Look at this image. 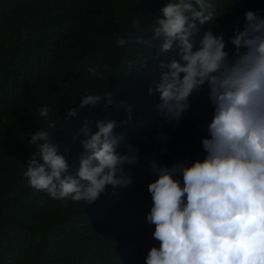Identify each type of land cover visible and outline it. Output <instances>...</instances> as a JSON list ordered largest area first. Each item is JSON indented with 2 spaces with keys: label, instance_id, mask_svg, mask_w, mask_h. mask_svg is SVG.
<instances>
[{
  "label": "trees",
  "instance_id": "trees-1",
  "mask_svg": "<svg viewBox=\"0 0 264 264\" xmlns=\"http://www.w3.org/2000/svg\"><path fill=\"white\" fill-rule=\"evenodd\" d=\"M209 2L221 13L218 23L212 22L214 34L223 32L226 40L237 23L243 24L246 11L264 14V0ZM165 3L0 0V264H145L150 248L159 247L152 237L154 225L146 221L152 206L148 185L156 179L151 163L171 166L178 160L203 159L201 141L213 116L204 91L190 98V109L178 123L164 122L156 109L159 94L148 93L159 79V62L150 58L138 68L144 57L156 55V47L134 40L124 47L115 43L129 33L150 39L151 23ZM198 27L202 35L209 25ZM176 52L174 46L161 59H178ZM89 68L97 71L90 73ZM107 91L112 106L102 101L64 120L80 98ZM120 101L132 106L131 120ZM41 106H48L50 118L61 122L49 131L62 151L66 146L71 150L66 158L72 169L78 167L82 147L68 133L77 131L85 118L118 121L115 131L139 148L138 162L125 167L132 183L108 186L89 205L81 201L65 206L31 188L23 172L34 146L21 135L46 126L36 111Z\"/></svg>",
  "mask_w": 264,
  "mask_h": 264
},
{
  "label": "clouds",
  "instance_id": "clouds-1",
  "mask_svg": "<svg viewBox=\"0 0 264 264\" xmlns=\"http://www.w3.org/2000/svg\"><path fill=\"white\" fill-rule=\"evenodd\" d=\"M159 12L150 39L129 33L117 37L116 45L134 40L156 47V55L144 57L138 68L150 58L159 62V79L148 93L159 94L156 109L164 122L178 123L190 109V98L204 91L213 116L201 141L203 159L151 163L156 179L148 185L152 206L146 221L154 225L152 237L159 247L150 248L145 264H264V14L246 11L243 24L237 23L226 40L223 32L214 34L212 22L217 24L221 13L209 0H166ZM197 22L209 25L202 35ZM174 46L178 59L162 60ZM102 101L112 106V93L85 95L64 120ZM118 106H126L131 120L132 106L125 101ZM36 111L46 126L21 135L34 146L23 172L31 188L65 206L89 205L108 186L132 183L125 167L138 162L139 148L115 131L118 121L85 118L68 133L82 147L78 167L72 169L66 158L71 150L62 151L49 131L60 120L50 118L48 106Z\"/></svg>",
  "mask_w": 264,
  "mask_h": 264
}]
</instances>
